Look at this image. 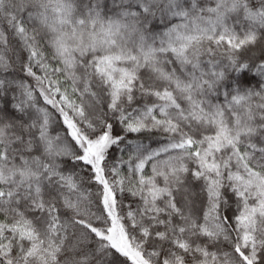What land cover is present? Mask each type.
<instances>
[{
    "label": "snow or ice",
    "instance_id": "6c2138e0",
    "mask_svg": "<svg viewBox=\"0 0 264 264\" xmlns=\"http://www.w3.org/2000/svg\"><path fill=\"white\" fill-rule=\"evenodd\" d=\"M0 264H264V0H0Z\"/></svg>",
    "mask_w": 264,
    "mask_h": 264
}]
</instances>
